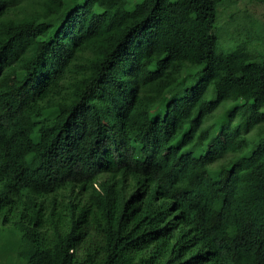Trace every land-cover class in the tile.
<instances>
[{
  "label": "trees",
  "instance_id": "1",
  "mask_svg": "<svg viewBox=\"0 0 264 264\" xmlns=\"http://www.w3.org/2000/svg\"><path fill=\"white\" fill-rule=\"evenodd\" d=\"M232 1L0 0V264H264V28L218 46Z\"/></svg>",
  "mask_w": 264,
  "mask_h": 264
},
{
  "label": "rangeland",
  "instance_id": "2",
  "mask_svg": "<svg viewBox=\"0 0 264 264\" xmlns=\"http://www.w3.org/2000/svg\"><path fill=\"white\" fill-rule=\"evenodd\" d=\"M132 1L134 0H131V2ZM133 4L134 3H131L129 6H132ZM214 26L219 31L220 35L218 46L230 49V47H233L236 44L237 40L250 37L252 38V43L255 44H250V46L263 48L258 33L264 28V0H233L232 2L218 4V19ZM261 62H264V60ZM13 80V76L8 77V82ZM16 101L17 99L13 97L9 102H0V114H7L13 110ZM100 108L103 120L110 124L106 108L103 105H101ZM256 132L257 129L255 127L250 129L247 133V138L254 139L256 137ZM219 140L224 143L226 137L220 135ZM214 145V141L209 142L210 147H213ZM237 147V143H234V148L237 149ZM252 148L253 146H249L247 152H250ZM236 154V151L229 152L230 156ZM140 166L143 167V162H140Z\"/></svg>",
  "mask_w": 264,
  "mask_h": 264
}]
</instances>
